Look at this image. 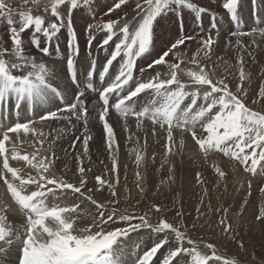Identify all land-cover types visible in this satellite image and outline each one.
Returning <instances> with one entry per match:
<instances>
[{
    "label": "snow or ice",
    "instance_id": "snow-or-ice-1",
    "mask_svg": "<svg viewBox=\"0 0 264 264\" xmlns=\"http://www.w3.org/2000/svg\"><path fill=\"white\" fill-rule=\"evenodd\" d=\"M29 2L24 0L26 5ZM31 3L39 5L40 0H31ZM83 4L90 5V0H83ZM239 4L240 0H225L223 3L231 20L237 23ZM65 5L67 7L62 10L61 6ZM80 6L81 0H48L44 12L50 13L54 19H49L46 25L45 16L21 11L20 27L17 28L12 26V7L6 0H0V16L7 18L12 41L10 47L0 44V118H4V113L9 109L16 117V122L3 127L0 135V184L5 186V195L0 201V264H220L223 257L218 254L216 245L199 242L187 230L182 231L185 228L182 221L179 226L167 219L153 224L149 212L162 214L163 209L159 205L148 206L143 214H134L122 206L120 197L128 200V196L117 188L118 145L114 128L109 123V110L114 109L125 120L130 115L135 116L138 127L142 126L143 119L150 120L153 135L157 134L158 129L166 133L165 148L168 156L178 154L175 150L176 137H180L179 147L183 148V137L188 133L198 146L197 156L208 159L222 154L243 166L246 172L257 176L258 167L264 170V112L254 111L245 103L248 96L244 87L247 74L244 70L245 59L240 53L246 52L251 56L252 52L248 51L250 46L242 39L235 41L240 71L239 83L233 91L227 77L216 78L214 70L208 68L207 64L211 60L213 45L217 43L219 33L217 37H213L211 32L199 38L195 34L177 37L166 50L140 69V75L143 76L147 69L154 70L157 65L166 66L168 72L165 78H161L159 72L148 79L134 75L137 59L148 54L153 47L154 28L161 18L170 12H182L185 8L194 13L199 12V17L210 11L191 0H134V3H130V0H115L109 11L121 10L119 19L87 26L85 31L88 33L89 48L95 39V32L106 33L98 43V48L104 49L108 55L99 75L101 82H104L109 69L119 58L118 70L114 77L109 78L110 82L105 87L97 89L91 83L95 61L87 72V87L99 93L98 99L103 105L99 120L105 131L112 161L111 171L116 175V183L101 176L95 177L100 195H103L105 185L109 193L103 200H99L93 190L87 187V173L92 169L83 165L79 154L75 156L79 163L78 176L74 181L57 176L52 170L58 161H62L55 145L64 138V129L54 128L53 132L57 135L53 136L52 132L38 130L35 127L37 120L32 116L21 122L19 115L22 111L34 110L39 122L51 124L64 121L70 129L75 127L74 118L77 122H84V132L88 133L89 107L85 91L77 90L69 98L54 82L55 73L51 67L24 54L22 39V33L31 29L34 34L32 45L44 56L50 55V48L41 47L36 34L42 33L46 40L51 41L61 29H71L72 12ZM128 7L132 9L131 20L127 18ZM212 27L216 25L212 24ZM257 35L264 38V28L230 33V36L240 38L252 37V45L259 47L255 39ZM189 41L197 43L191 56L181 50V46L185 49L188 47ZM111 42H114V47L108 52L106 46ZM231 45L229 39L226 47ZM68 48L70 54L66 64L69 72L74 75L75 57L79 55V43L74 29L68 39ZM182 64L185 65L184 69L181 68ZM180 72L188 78L186 82L178 75ZM73 82H76L75 79ZM142 93H149L151 99L138 107V98ZM259 97L264 101V87L260 88ZM57 98L61 103H56ZM45 103L48 106L42 107ZM10 134H15L16 139ZM29 134H32L34 150L21 154L18 150L19 144L23 143L20 137ZM49 136H52L50 141L47 139ZM79 139L77 136L72 141V148H75ZM91 139L90 134L84 135L85 154ZM129 139L133 137L129 136ZM46 142L51 157L40 151ZM134 151L137 153L135 163L140 169L145 157L140 149ZM10 160L23 162L28 169H35L36 174L31 175L28 171L22 174L21 168L10 166ZM166 163L169 160L165 159L161 167ZM215 170L220 178L226 176L220 166H215ZM169 171L171 173L172 169ZM135 175L136 187L143 194L144 172L138 170ZM173 176L174 173L170 179ZM31 185H35V190L30 188ZM50 198L53 199L51 204L47 202ZM69 198L72 199L71 204L64 203ZM93 207L94 212L91 211ZM224 212L226 214L227 209ZM176 216L183 217L184 213L177 211ZM256 220L264 224V209ZM12 221L16 222L15 227ZM219 223L224 226L225 233L233 231L226 219H221ZM197 227L198 224L193 220L191 228ZM145 230L149 239L156 234L151 246L141 251V242H136L128 249L129 253H135V258L130 256L124 260L125 246L133 245L132 234L140 235ZM236 238L233 232L232 239ZM202 247L207 251H203ZM240 247L244 248L243 242ZM13 254L16 257L14 261L6 260ZM225 264L237 262L225 261Z\"/></svg>",
    "mask_w": 264,
    "mask_h": 264
},
{
    "label": "bare ground",
    "instance_id": "bare-ground-1",
    "mask_svg": "<svg viewBox=\"0 0 264 264\" xmlns=\"http://www.w3.org/2000/svg\"><path fill=\"white\" fill-rule=\"evenodd\" d=\"M262 2L263 3H259V5L256 2V0H253L252 3H247V1L243 2L242 8L240 7L241 9L240 8L238 9V13H239L238 23L231 20L229 13H225L226 15H221L222 18L220 20H217V18H213L212 17L213 13L211 12L201 14V16L199 17L200 15L199 12L194 13L193 11L186 8L183 9L182 12L177 11V12L168 13L166 16H164L157 22L154 28L155 35H154L153 47L148 54L137 59L134 75L140 79H148L150 76H154L156 72H159L161 78H165L168 69L165 70H163L162 68L160 69L159 68L160 65H157L154 70L147 69L143 74V76L140 75V69L145 67L148 63H150L151 60L155 58L158 54L162 53V51L166 50L169 44L172 41H174L177 37H182L184 35H191V34H195L197 37H200L207 35L208 32H211L213 37H217V33H219L217 43L213 45L211 65L213 64L215 69L220 68L221 70L225 71L224 75L227 77V80H229L228 75L230 81L231 79H233V77L239 80V75L237 76V74H239L240 71V66L238 63V46L235 44V41L237 39H242L246 44H248L250 46L248 51L252 52L251 56H248L246 52L240 53L244 56L245 59L244 70L247 76L254 75L253 77H255L256 74L257 75L260 74L261 76L264 77V38L262 37L260 38L261 42L259 40L256 41V44L259 45V47H257L256 45H252V39H251L252 37L246 36L240 38V37L230 36V33L233 31L248 32L249 28L252 27L257 28L256 26H258V24L264 23V0ZM111 4H112L111 0H90V5L88 6L82 3L78 9L72 12L71 15L72 28L61 29L60 33L51 41L46 40L42 33L36 34L37 38L40 41V46L41 47L48 46L50 48V55L47 56H44L42 53H40L37 50L36 47L32 45L31 41L33 39L34 34L31 29L22 33L24 54L29 57H34L37 60V62H42L46 66L51 67L55 73L54 82L60 86V88L66 93V95L69 98H71L75 94L74 89L70 85V82L67 78V73L69 72V70L66 64L67 57L70 54V49L68 48V39L69 36L71 35L72 29L75 30V35L79 43V55L75 57V67L89 69L92 67V62L95 61V68H97V71L100 74L106 63L108 55L104 51V49L98 48V43L105 37L106 33L95 32L94 33L95 39L92 40L91 47L89 48L88 33L85 31V29L87 28L88 25L97 24L98 15L101 14L106 8H109ZM195 4L203 8L218 10V6L216 5L208 6L206 3L202 1L197 0ZM217 5H219V3H217ZM130 10H131L130 8L127 9L128 12ZM212 24H215L216 27L213 28ZM229 39L232 41V45L230 47H226V43ZM115 40L116 37H114V41ZM106 47L108 49V52H110L114 47V42H111L110 45ZM118 61L113 63V66L109 69V73L105 76V85H107V83L110 82L109 78L114 77V74L117 72L119 67ZM178 75L181 77L179 73ZM253 77L251 76L250 78ZM181 78L185 82L187 81L183 77ZM149 99H151L149 93H142L141 96L138 98V107L145 105ZM90 105L92 106V104ZM47 106H48L47 103L42 105V107H47ZM90 108H89V118H88V133L84 132L83 121L73 122L75 123L74 124L75 127L71 129L69 128L66 122L64 121L59 122V124L63 123L62 125L64 129V138L57 141L55 148L57 153L62 157V161H58L57 166L54 168L56 170L54 169L52 170L55 171V174L57 176H62L64 179L68 180L69 178H71V175L69 172L66 173V171L71 170V172L74 171V173L76 174L78 172L76 164L79 162L75 159V156L76 154H79L81 157V161L83 162V165L86 168L90 167L92 169L91 172L87 173L88 178L89 176L90 177L101 176L102 178L108 179L113 183H115L116 175L111 171L112 161L107 148L105 134L100 125L102 124V122H100L99 120V113L95 114V111L92 109L90 110ZM36 120L37 123L35 124V127L38 130H42L44 133L52 132L53 136L57 135L56 132H53V129L57 128L54 127L56 124L55 122L51 124L39 122L38 117L36 118ZM73 121H75V119ZM109 123L112 124L114 128L115 138L118 145L117 156H118V165H119V182L121 181L122 183L123 178L126 177L125 182L127 183L131 182L132 184V182L136 181V175H135L136 171L141 170L144 172L146 168L158 162L157 160H159V158H161L162 160V158H165L167 156V152L165 148L166 133L158 129L157 134L153 135L152 123L147 118L143 119L142 126L138 127L135 116L130 115L125 120L124 117L120 116L119 113L115 112L114 109L110 108ZM44 126H46L45 129H43ZM85 134H90L92 137L91 141L89 140L88 143L87 154L84 153V146H83V139ZM77 136L80 137V139L76 142L75 148H72L71 143ZM129 136H132L133 139L130 140ZM20 139L21 141H23V143L19 144V148H18L21 154L31 153L34 150L32 147V144L34 143L32 139V134H29L27 137L22 135ZM47 139L50 141L52 139V136H49ZM176 139H177V145L175 150L178 153L176 157L178 158L179 156L182 160L186 158L197 161L198 146L195 145L194 141L190 137V134L186 133L184 135L183 148L179 147L178 142L180 140V137L177 136ZM62 142H64V144L60 148L59 145ZM45 144H46V146L44 145L45 149L44 148L41 149L46 150V152L48 153L45 154L47 156L49 154L51 157V152L48 151L47 142ZM134 149H140L141 153L145 157V160L140 169L137 168V165L135 163V157L137 153L136 151H134ZM9 163L10 166L12 167L21 168L22 174L25 171H28V173L31 175L36 174L35 169H28V166L25 165L23 162L16 161L15 166H14V160H10ZM65 164L67 165V167H65ZM191 166L193 167L192 164ZM63 168H65L66 171L63 170ZM262 172L264 174V170H262ZM186 174L188 173L186 172ZM146 175L144 174V177ZM1 187L5 189L4 188L5 186L1 185ZM30 188L32 190H35V185H31ZM3 189L1 191H3ZM118 190L119 192H123V189L121 188H118ZM4 193L5 192H3V194ZM95 194L97 195V197L102 196L100 195V192H97ZM0 195H2V192ZM241 195L242 198L246 201V197H248V195L245 194L244 192H242ZM258 201L259 200H257V202ZM260 203L262 202H259V204ZM91 209L93 210V208ZM199 222L201 223V221ZM245 225L247 224L245 223ZM12 226L13 227L16 226L15 221H12ZM144 238H145V243H147L149 246L150 243H152L151 242L152 239H149L148 234H145ZM134 239L138 241L140 237L137 236ZM127 246L128 245L125 246V255L122 258L124 260H128L131 256V258L134 259L135 255L133 254L134 256L132 257V253L126 251L128 250ZM7 259H11L14 261L16 259L15 254H13L11 257L6 258V260Z\"/></svg>",
    "mask_w": 264,
    "mask_h": 264
},
{
    "label": "rangeland",
    "instance_id": "rangeland-1",
    "mask_svg": "<svg viewBox=\"0 0 264 264\" xmlns=\"http://www.w3.org/2000/svg\"><path fill=\"white\" fill-rule=\"evenodd\" d=\"M198 1H202L208 6H218V10L209 9V12L213 13L212 17L217 18V20L222 18L221 15H226L225 13H227V11L223 8V3L225 0ZM245 1H247V3L253 2V0H240L238 9L240 7L242 8V3ZM262 1L263 0H256L258 5L259 3H263ZM191 2L196 3L197 0H191ZM6 3L10 4L13 9L12 19L14 21V25L12 26L17 28L20 27L19 12L21 11H31L33 15L45 16L46 25L49 19H54L50 17V13L44 12V5L48 3V0H40L39 5L31 3V0L27 5L24 3V0H6ZM82 3L83 0H81V4ZM111 3L112 4L109 8H106L101 14L98 15V23L106 22L109 19H119V17L122 15L121 10H116L115 12L109 11L111 6L115 3V0H111ZM130 3H134V0H130ZM217 3H219V5H217ZM66 7V5L61 6V9L63 10ZM129 8L131 9V7H128V9ZM131 16L132 9L129 11V16L127 18L131 20ZM256 27L264 28V23H260ZM9 28L10 25L7 22L6 16H0V44H2L4 47H10L12 44V41L10 40ZM253 28L255 27L249 28L248 31ZM260 38V36H258V38L256 36V41L259 40L261 42ZM196 48L197 43L195 41H189L188 47L186 49L184 46H181V50L186 51L189 56L195 52ZM207 64L208 68L214 70L216 78L219 79L225 77V71L221 70L220 68L215 69L213 64L211 65V60L208 61ZM189 67L194 68L192 65H189ZM159 68H162L163 70L168 69L166 66H160ZM181 68L184 69L185 65L182 64ZM179 74L185 80H188V78L184 76L182 72ZM238 75L239 74H237V76ZM251 76L253 77L254 75L247 76L244 81V87L248 92V96L245 98L246 106L252 108L254 111L264 112V101H261L259 97L260 88L264 87V77L260 74H256V76L253 78H250ZM228 79L229 80L227 81L229 82V87L235 91V85L239 83V80L233 77V79L230 81L229 75ZM254 100L256 103H253ZM87 106L89 108L91 107L90 110H94L95 114L100 112L98 105L96 106L92 103V106L90 104ZM55 123L56 124L54 127L63 128V123ZM100 125L104 131L103 124ZM45 128L46 126H44L43 129ZM10 135L13 136V139H16V137H14L15 134ZM63 144L64 142L59 145L60 148ZM45 146H43L44 149ZM43 150L40 149V151L46 155L48 152H46V150H44V152ZM48 156L50 157L49 154ZM176 156L177 155H167L165 158H162V160L159 158V160H157L158 162L144 170V174L147 175L144 177L143 183L145 192L143 194H140L139 189L136 187V181L132 182V185L131 182H125L126 177L123 178L122 183L120 181L117 184V188L123 189L122 193L128 196V200H124L123 196L120 197L122 200V206L127 207L128 210L134 214H143L144 211H147L148 206L159 205L163 209L162 214H156L154 211L149 212V217L153 224L158 223L161 219H167L169 222H173L179 226V223L182 221L185 225V228L181 229L182 231L187 230L190 236L199 242H211L216 245L218 254L223 257L220 264H225V261H236L237 264H262V262H264V224H261L256 220V217L260 214L261 210L264 209V191H262V189H264V174L261 168L258 167V175L253 176L251 173L246 172L243 166L230 161L229 158L223 157L222 154H218L215 157H209L208 159L198 156L197 161L186 158L182 160L179 156L178 158ZM165 159L169 160V163H166L163 167H161V164ZM15 164L16 161H14V166ZM217 165L226 172V176L224 178H220L219 174L216 172L215 166ZM76 166L78 167V163ZM170 168L172 169L171 173L169 171ZM63 170L66 171L65 168H63ZM67 172L70 173L71 180L73 181L78 176V172L77 174L74 173V171L71 172V170L66 171V173ZM186 172L188 174H186ZM172 173H174V176L172 179H170ZM198 173L199 179L197 178ZM95 177L89 176L87 187L91 188L94 193H97V181L95 180ZM1 185L4 186L3 184H0V188H2ZM2 189H0V194L2 192V195L4 196L5 193L3 194V192H5V189L1 191ZM102 191L104 192L101 197H97L96 195L99 200H103L105 196L109 195L106 185ZM242 192L248 195V197L245 196L246 201L242 198ZM2 195L0 196L3 198ZM1 197L0 201H2ZM51 199L50 201H47L49 204L53 202V199ZM257 200L259 201L257 202ZM137 201H140V203L137 204ZM71 202V198H69L67 201H64V203L67 204H71ZM259 202L262 203L259 204ZM81 207L83 208L84 205ZM198 209L199 212L197 211ZM224 209H227L226 214ZM91 211H95L94 207L93 210L91 209ZM177 211H182L184 216L177 217ZM198 216H200V219H197ZM221 219H226L227 223L232 225L233 231L225 233L223 230L224 226L220 225L219 223ZM193 220H195L198 224L196 229L191 228V222ZM198 220L201 221V223ZM245 223L247 225H245ZM199 225H202L204 228ZM233 232L237 237L236 239H232ZM141 233L142 234L140 235L135 233L132 234V236H134V243L133 245H128L127 249H129L131 246H134L136 242H141V251L148 247V244L145 243L144 238V235L148 234V232L145 230ZM155 235L156 234H153L151 240L152 243L155 239ZM137 236L140 237L138 241L134 239ZM241 242H243L244 248L240 247ZM152 243H150V245ZM202 250L207 251L206 249H203V247ZM133 254L135 255V253H132V257L134 256ZM210 263L214 264V262Z\"/></svg>",
    "mask_w": 264,
    "mask_h": 264
}]
</instances>
